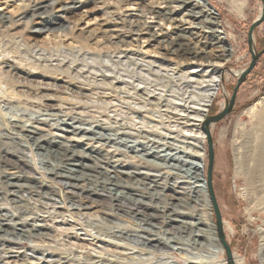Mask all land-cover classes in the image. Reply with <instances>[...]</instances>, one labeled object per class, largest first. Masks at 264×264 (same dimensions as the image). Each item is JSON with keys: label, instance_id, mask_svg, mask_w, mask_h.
Instances as JSON below:
<instances>
[{"label": "rangeland", "instance_id": "374dc122", "mask_svg": "<svg viewBox=\"0 0 264 264\" xmlns=\"http://www.w3.org/2000/svg\"><path fill=\"white\" fill-rule=\"evenodd\" d=\"M23 1L27 0H0V16L8 17V24H0V61L7 57L9 63H12L17 68L12 74H8V71L0 64V165L2 172L18 171L13 169V163L18 161L19 165H23L25 161L21 162L17 159H24L28 152L22 147L25 141L20 140L16 135H9L7 132L5 120L8 117H12L35 122L36 124H33V126L43 130L42 134L49 132L68 140L70 139V141L65 143L70 146L71 150H83L86 153H90L89 159H76L82 164L91 165L92 163H98L97 165L104 167L105 164L101 163L100 160L101 154L105 153L107 154L106 159L110 158L108 159L110 161L112 159L121 160L116 170L124 171L125 174L141 172L158 176V174L164 173L165 175H163L168 177L166 178V186L168 187L175 186V182L182 180L192 182L182 166V161L183 159L185 160V154L183 153L186 151L191 152L192 148L186 144L184 145L182 141L192 143L193 141L184 139L183 136L190 133L194 134L195 130L189 132L191 129L184 127L180 123L183 120H180V116H174V113L177 112L173 106L166 112L163 111L165 107H161L159 110L152 109L153 107H149L146 102L134 96L132 90H130L131 87L125 84L113 81L114 90H103L106 89L107 85L102 88L101 84H105V82L108 84L109 81L104 82L97 72L103 66L101 69L103 73L113 78V74L104 72L107 65L105 62L108 60L106 56L119 51L128 52L137 59L141 57L153 59L158 63L168 64L169 67L182 63V59L168 56L169 61L161 62V59L157 56L156 46L153 43H147L146 39L135 38L126 34L119 25V20L110 21L104 14L106 9L111 8L115 12L126 10V7H123L124 4L117 3L118 0H76V5L65 12L61 11L60 8L68 0H63L64 3L59 2L49 7L50 10L47 16L42 15L39 19H30V21H27V18L33 13L32 7L26 8L24 5L27 2ZM206 2L216 13L221 26L220 29L223 32L224 44L229 46L231 52L233 48V53L226 58L227 61L224 65L223 72L226 75L222 80L216 97L206 112V117H212L224 109L237 84L238 77H234L229 71L243 72L250 63L251 55L247 44V34L250 25L260 15L262 4L260 0H206ZM42 3L47 5L50 2L42 0ZM135 8V6H131L127 10L135 12ZM57 17H60V19H55ZM179 17L181 18L183 15L180 14ZM43 19L44 22L56 24L50 25L49 29H39V23ZM146 22L150 23L152 19L149 17ZM159 25L164 32L171 31L173 28L168 23L159 22ZM160 26H156L155 30ZM122 34L129 36V39L122 38L123 42H125L124 44H120L114 38ZM128 42L129 45H127ZM253 47L256 53L264 49V21L253 32ZM57 56L60 59L66 57V61H73V68L81 69L80 71L83 72L81 73L82 77L87 78L75 76L71 79V76L41 69L44 68L42 64L45 63V60H54ZM35 64H40V66ZM117 75H119L117 77L122 76L121 78L126 77L122 71ZM87 82H90L91 86ZM149 82L152 88H159V86H156L154 77H150V79L145 81V83ZM16 85L22 87H16ZM123 86L129 89L124 91L122 89ZM70 87H75L79 90L73 93L74 90L70 92ZM38 88L50 89L55 96L51 100L34 101V94L40 92ZM128 91L131 93H128ZM168 93L170 94V92H165L166 95ZM10 96L13 97L12 100ZM150 100L153 103L155 102L154 98ZM262 101H264V53L258 58L254 68L238 88L230 113L222 120L210 125L214 147L213 190L221 214L225 240L231 249L232 256L238 260V264H264V259L262 262L259 254L262 244L260 229L264 227V201L260 199L261 196H264V162L261 165L255 163L258 155L264 157V114L257 116V113L264 110ZM257 102L262 103L256 107V116L244 114L247 108ZM59 105L61 107L60 110H62L60 118L43 116V114L50 113L48 109ZM138 110L143 111L139 112L141 118L132 119L134 112ZM78 113L85 115L83 122L78 121L81 125L77 122L72 123L71 120V118H76L77 115L75 114ZM117 113L119 114L118 117L115 115ZM142 117L145 125L150 128H147L145 133L138 134L137 128L132 124L131 127L130 123L143 120ZM120 118L122 120H119ZM61 120H64L65 124ZM94 120H102L103 124L105 123L103 126L108 128V131H105L106 133L113 134L114 130L115 133L123 132L122 134L125 135L123 145H107L104 143V151L98 155L97 152L93 151L92 153L86 148L90 144L89 140H86L87 137L77 134L76 131L64 133V129L63 131L60 130L64 127L63 125L69 127L68 124L73 125L72 127L78 125L87 127ZM68 129L71 131V128ZM91 143L93 145L100 144L96 140L91 141ZM204 147L203 171L205 176L206 141L204 142ZM235 147L236 150H234ZM54 149L55 146L51 145L50 151H54ZM153 151H159L161 156L148 154ZM112 152L118 155L113 157ZM165 154L168 156L166 158L165 156L162 157ZM31 155L35 164L31 163L29 167L24 165L22 172L26 173L22 175L26 176V174L31 173L34 178L40 180V170L36 169L38 158L35 154ZM159 169L161 170L158 171ZM110 170L111 176L126 179L125 175L114 172L112 169ZM2 172L0 173V192L3 193L6 179ZM100 180L93 179L92 182ZM163 182L161 179L160 183L163 184ZM25 183L35 184L36 181L29 179V177H21L19 184L24 185ZM123 183L124 185L127 183V187L131 189L143 192L144 186L141 181L126 179ZM55 184L64 194V186L59 183ZM145 184L150 185L153 183L146 181ZM190 185L191 183H188L186 187H192ZM42 189L48 193L54 191L50 181H47ZM149 189L152 198L161 195V199L167 203L168 190L160 192V188H152L151 186ZM117 190L120 191V189ZM196 190L198 196L191 192L190 199L185 201V207L178 206L177 200L168 201L170 205H167V209L171 207V204L178 211L184 208L182 224L173 223L175 231H170L161 228L159 224L153 222H151L153 224L150 227L138 228L137 225L140 221L125 215L126 208H119L118 215H108L110 206L108 201L102 196L91 195L90 199L86 198L80 205L82 208L87 206L89 209H82L75 202L65 199L62 196L63 194L61 196L64 199L56 196L52 199L53 201L45 202L44 200L37 201L36 198L30 199L25 190L22 189V192L17 195L21 196L26 205L23 203L24 205L17 206V211L27 213L28 215H24V218L29 215L32 217L30 213L40 216L34 222V224L41 225L35 227V233H42L44 240L41 238L34 239L29 233H26V229L31 228L29 225L27 228L18 225L13 230V233L16 234L13 240L19 245V249L15 250L18 254H7L5 256L8 258L6 259L1 257L0 264H65L69 260L78 264H91L92 261L99 263L103 261L102 264H161L162 262L164 264L165 252L172 256L174 255L172 264H189L187 259L199 257L209 259V261L212 260L213 262L211 261V263L213 264H226V256L222 249L215 251V249L206 247L198 250L197 247L193 246L187 232H185L186 230L183 228V224H194L197 221L202 222L204 220L205 224H207L208 213H210L212 223L214 222V215L209 202L210 211L206 210L202 203L196 205L198 203L196 200L203 201L200 199V196H202L201 191L199 189ZM125 196V207H130L133 203L135 205L138 204L135 201L138 197L132 200L127 195ZM6 198L17 199L14 196ZM145 201H147V198L143 199L140 205H143ZM1 202H3L2 199L0 200ZM43 203L46 211L44 214L40 210L41 206L44 207ZM156 203V201L153 202L152 207L155 208ZM5 206L9 207L7 202H5ZM146 210L148 213L153 212L150 208H146ZM58 211H61L60 216L57 213ZM160 220V218H157V223ZM13 221L18 220L13 218ZM30 223L32 224L33 222ZM116 227L124 228L125 232L129 228L138 229L142 231V233H139L140 236H143L145 232H153L152 234L158 236V240L155 241L153 236L154 240L151 241L152 243H147L146 241H143V243L150 245L155 242L164 243L166 239V241L171 242L169 245L170 249L165 252L155 251L151 248L143 247L134 238L119 239L114 236ZM178 228L181 231L184 230L182 234L177 233ZM30 232L31 234L34 233V231ZM20 235H25V237ZM98 235L100 239H98ZM159 245L161 247V244ZM5 248L7 247L0 246V256L3 255L2 251ZM22 253H25L26 257H21L20 254Z\"/></svg>", "mask_w": 264, "mask_h": 264}, {"label": "bare ground", "instance_id": "6f19581e", "mask_svg": "<svg viewBox=\"0 0 264 264\" xmlns=\"http://www.w3.org/2000/svg\"><path fill=\"white\" fill-rule=\"evenodd\" d=\"M47 1L50 2L47 5H44V3H42V0L23 1V2H27L26 5H24L26 8L32 7L31 10L33 13L30 14L29 18H27V21H30V19H35V18L39 19L42 15L47 16V13L50 10L49 7H52L53 5L59 2L64 3L63 0H47ZM117 3L124 4L123 7H126V10L124 9L123 11L115 12L111 8L106 9L104 14L107 16V18L110 19V21L119 20L120 21L119 25L123 28L126 34H129V36H133L135 38L141 37L142 39H146L147 43H153L156 46V50L158 53L157 56L159 57V59H161V62L169 61L168 56H173L174 58L182 59V63H177L173 65V67H169L168 64L166 65L163 63H158L153 59H145L144 57L137 59L136 57L131 56V54H129L128 52L119 51L114 54H108L106 56L108 60L105 62L107 64L105 68L106 71L104 72L106 73L109 72L113 74V78H110V76L103 73V71L101 70L103 66L100 65L101 67L97 71L100 75L99 74L98 75L102 77V80H104V82L109 81L108 84H106V82L105 84H101L102 88L107 85L106 89L103 90H114L113 81L114 82L116 81V83L125 84L126 86L131 87L130 90H132L133 92L132 94H134V96L138 97L143 102H146V105H149V107H153L152 109L159 110L161 107H165V110H163L164 112L171 109V106H173L176 109L175 111L177 113H174V116L181 117L180 120L183 121H181L180 123L183 124L184 127L190 128L191 130H189V132L195 130L194 134L190 133L183 136L184 139H189L193 141L192 143L182 141L184 145L186 144L192 148L191 152L186 151L183 153L185 154L184 157L185 160L183 159L182 161V166L184 167L187 176L190 177V179L189 178L188 179L192 180V182H187L182 180L180 182H175V186L173 185L171 187H168L166 186V181H167L166 178L168 177L167 176L165 177L164 173H163L164 175L158 174V176L143 174L141 172L139 173L131 172L129 174H125L124 171L116 170V168L120 165L119 163L121 162V160L112 159L110 161L108 160L110 158L106 159L107 154L105 153L103 155L101 154V160H100L101 163L105 164L104 167L97 165L98 163L97 164L92 163L91 165L82 164L80 161L76 159L77 158L89 159L90 153L88 152L86 153L83 150L81 151L71 150L70 146L67 145V143H65L70 141V139L68 140L67 138L54 135L53 133H49V132L42 134V132L44 131L33 126V124L36 123L32 122L31 120L8 117V119L5 120L8 134L12 136L16 135V137H18L20 140L25 141L22 147L26 149V151L28 152L25 155L24 159L22 160L17 159L21 162L25 161L23 165H19L18 161L17 162L15 161L13 163L14 166L13 169L18 171L2 172L0 165V173L2 172L3 176L6 179L5 191L3 193L0 192V196H3L0 198V200L2 199L3 201L0 203V246L7 247L3 249L2 251L3 255L0 256V261L2 260L1 257L5 259L8 258L5 256L7 254H13V253L18 254V252H16L15 250L19 249L18 248L19 245L17 242H14L15 240H13V238L15 239L14 236L16 235L13 233V230H15V228H17L18 225H21L23 228H27V226L29 225L31 228L26 229L25 232L29 233L34 239L41 238L44 240V235L42 233H35V227H39L41 225L34 224V222H36L38 220V217L40 216L35 213H30L32 217L29 215L30 217L26 216L24 218V215H28V214L25 212L22 213L21 211H17V206H20L23 203L25 204L21 196L17 195L22 192V189L25 190V193L27 194V196L30 197V199L36 198L37 201L44 200L46 202V201H53L52 199L56 196L59 198L64 196L65 199L71 202H75L77 206L81 208L82 206L80 205V203H83L86 198L90 199L91 195L102 196L106 201H108L110 206L109 208L110 212L108 215L111 214L118 215L117 212L119 208H126L125 215H127L131 219L140 221V223L137 225L138 228H143L145 226L150 227L152 226L153 223H155V224H159L161 228H165L166 230H170V231H175V227L172 224L173 223L182 224L183 222L182 218L184 216V210H183L184 208H182L181 211H178L175 210L174 208L175 206L171 204V207L167 209L168 207L167 205H170L168 201L177 200L178 206L185 207L184 206L185 201L187 199H190V193L193 192L197 195L196 189H199L201 191L202 196H200V199L203 201L196 200L198 203L195 204L198 205L202 203V206L206 207V210L210 211L206 183H205V176L203 171V162L205 156L204 142L206 139L203 129L205 127L207 120L206 112L208 110V107L216 97V94L218 93L222 80L226 75L225 72H223L224 71L223 69L225 68L224 65L227 61L226 58L233 53V48L231 52L229 46L224 44L223 32L220 29L221 26L216 17V13L212 10L211 7H209L206 0H118ZM75 5H76V0H68L67 2H65V5L60 8V10L65 12L69 9H72V7ZM131 6L136 7L134 10L135 12H131L132 10L131 11L127 10ZM180 14H182L183 17L180 18L179 17ZM149 17L150 19H152V22L150 23L146 22V19ZM55 19H60V17H57ZM159 22L168 23L169 25H172L173 26L172 30L164 32L163 28L159 25ZM0 24H8V17L6 18L4 16H0ZM55 24L56 23L50 24L48 22H44L43 19V21L39 23V29H46V28L49 29L51 27L50 25H55ZM156 26H160V27L157 30H155ZM64 29L66 28L64 27ZM126 34H122L114 38L120 44H124L125 42H123L122 38L129 39V36ZM127 45H129V42L127 43ZM66 59H67L66 57H62L60 59L59 56H57L54 58V60L52 59L45 60V63L42 64L44 68L41 67L40 68L46 69L49 72L55 71L60 74L71 76V79H73L75 76L79 78H87V77H82L81 73L83 72L80 71L81 69L77 70L73 68V64H74L73 61H68V60L66 61ZM8 60L9 59L5 57L0 61V64L8 71V74H12L14 71L17 70V68L12 63H9ZM35 65L40 66V64H35ZM33 70L35 71V69ZM121 71L125 73L126 75L125 78L124 77L121 78L122 76L117 77L119 76L117 74ZM229 73H231L234 77H239L242 72L229 71ZM150 77H154L156 86H159V88H152L150 86V82L145 83V81L150 79ZM87 83L91 86L90 82ZM126 86L122 87L124 91H127L129 89ZM16 87H22V86L16 85ZM38 89L40 90V92H36L34 94L33 96L35 97L34 101H41L43 99L51 100L52 97L55 96L50 89L47 88H38ZM72 90H74L73 93H75L76 90L79 89L75 87H70V92ZM165 92H170V94L168 93V95H166ZM128 93L131 92L128 91ZM151 98H154L155 100L154 103L150 100ZM10 99L12 100L13 97L10 96ZM262 102L264 103V101ZM262 102H257L253 106L247 108L244 111V114L246 115L253 114L256 116L257 113L256 107H258ZM162 103L164 104L162 105ZM60 109H61L60 105L48 109L50 113L43 114V116L60 118L62 113V110ZM139 112H143V111L140 110L135 111L134 115L131 118L135 120L138 117H140L141 114ZM82 114L83 113L75 114L77 115V117L71 118L72 123L74 122L78 123V121L83 122L84 120L83 117H85V115L83 116ZM260 114H264V110L260 111V113H257V116ZM115 115H117L118 117L119 114L117 113ZM119 120H122V118H120ZM62 122L63 124H65L64 120ZM132 122L133 123H130V125L132 124L134 127L137 128L138 134L145 133L147 128L148 129L150 128L149 126L145 125L144 118L143 120L141 119ZM78 124L81 125V123ZM68 125L69 127L63 125L64 127H62V129L60 130L63 131L64 129L63 131L64 133H73L76 131L77 134L87 137L86 140H89L90 144L87 145L86 148H88L89 151H92V153L93 151L97 152L98 155H100V153L104 151V143H106L107 145L109 144L123 145V143L125 142L124 140L125 135L122 134L123 132L115 133L114 130L115 134L106 133L105 131L108 128L103 126L105 125V123L103 124L102 120H94L92 124L90 125L88 124V126L86 125L87 127L79 126V125L72 127L73 125L71 124ZM68 128H71V131H69L70 129ZM210 128L211 126H209V129ZM149 131L151 132V130ZM95 140L100 144L93 145L91 141H95ZM51 145L55 146L54 151H50ZM234 150H236V147ZM108 153L110 152L108 151ZM31 154H35L38 158L36 169L40 170V172L38 171L40 175V180L34 178L33 174L31 173L26 174V176L22 175L23 173H26V172H22L24 170V165H27V167H29L30 166L29 164L31 163L35 164ZM148 154H158L159 156H161L159 154V151L149 152ZM116 155L118 154L112 152L113 157ZM164 156L166 158L168 155L167 154L162 155V157ZM263 162H264V157L258 155L256 157L255 163L261 165ZM0 163H1V159H0ZM106 164H107V169H106ZM156 164L158 163L156 162ZM236 164L238 165L237 162ZM110 169H112V171L114 172L125 175L127 180H135V181L143 182V186H144L143 192L141 191L139 192L137 189H131L127 187V183L124 185L123 182L126 181V179H122L118 176H111ZM160 170L161 169H159L158 171ZM21 177L24 178L29 177V179L35 180L36 183L35 184L25 183L24 185H21L19 184ZM91 178L101 179V180L92 182L93 179L90 180ZM161 179L164 181L163 184L160 183ZM47 181H50L52 183L54 190L53 192L48 193L42 189V187L46 185ZM146 181H150V183L153 184L150 185L145 184ZM54 182L64 186L65 189V192L63 191L64 194L59 188L56 187V184ZM188 183H191L192 187L189 188L186 187L188 186ZM150 186L152 188L154 187L160 188V192H164L168 190L167 203L161 199L160 197L161 195L152 198V195L150 196V189H149ZM115 188L120 189V191H118ZM61 194L63 195L61 196ZM125 195H127L132 200L138 197L137 199H135V201L138 204L135 205L133 203L132 206L125 207V202H126ZM9 196H14L17 199L6 198ZM146 198L147 201H145L143 205H140L143 202V199ZM260 199H263L264 201V196H261ZM155 201L157 203L155 204L156 207L154 208L152 207L153 206L152 203ZM5 202L8 203L10 208L9 207L7 208L5 206ZM146 208L152 209L153 212L148 213ZM82 209H89V208L85 206ZM40 210H42V213L44 214V212H46L45 206L44 207L41 206ZM60 212L59 211L57 212L59 216L61 215ZM201 215L203 214L201 213ZM13 218H17L18 221H13ZM157 218H160L163 222L160 220L157 223L156 221ZM207 221H208L207 224H205L204 220L202 222L197 221L194 224L186 223L183 224L184 225L183 228L186 230L185 232H187L188 237L192 241L193 246L197 247L198 250H202L205 249L206 247H209L215 249V251L218 250L220 251L222 247L220 245L216 233V227L214 230L215 225L212 223V218L210 216V213H208ZM30 222L33 223L31 224ZM30 231H34V233L31 234ZM183 231L179 230L178 228L177 233L182 234ZM139 233H142V231L138 229L133 230L129 228L127 232H125L124 228L116 227V230L114 231V236L124 240L129 238H134L135 241L140 242L141 243L140 245H142L143 247H147L149 249L151 248L155 251L160 250L165 252L170 249L169 245L171 242L166 241V239L164 240V243L155 242L156 244L154 243L152 245L143 243V241H146L147 243L148 242L152 243L151 241L154 240L153 236L155 237V241L158 240V236L152 234L153 232L151 233L145 232L143 236L142 235L140 236ZM260 233L262 235L261 236L262 244L259 249V254H260V259H262L263 262L264 227L260 229ZM20 236L25 237V235L23 236L20 235ZM98 239H100V237ZM159 244H161V247ZM20 256L26 257V254L22 253L20 254ZM164 256H166L164 258L165 260L164 264L173 263L172 259H174L173 257L174 255L172 256L169 253L165 252ZM211 261L212 260L209 261V259H205L202 257L187 259V262L189 264H213L211 263ZM232 262L233 264H238V260L233 256H232ZM102 263L103 261L102 262L100 261V263L94 261L91 262V264H102ZM65 264H78V263L69 260L68 263Z\"/></svg>", "mask_w": 264, "mask_h": 264}, {"label": "water", "instance_id": "95a60500", "mask_svg": "<svg viewBox=\"0 0 264 264\" xmlns=\"http://www.w3.org/2000/svg\"><path fill=\"white\" fill-rule=\"evenodd\" d=\"M260 1L262 4V11H261L260 15L257 17V19H255V21H253V23L250 25L249 30H248V34H247V44H248L249 52L251 55L250 63L248 65L247 69H245L241 73V75L238 77L237 84H236V86L232 92L231 98L225 104L224 109L215 116L207 117L206 124H205V127L203 129L205 136H206L205 141H206V145H207V149H206V174H205L207 196H208V200H209V203L211 205L212 212L214 215V222L213 223L216 227V233H217L220 245H221V247L225 253L227 264H233L232 252H231V249H230L229 245L227 244L225 237H224L221 214H220V210H219L216 198H215L213 185H212V174H213V168H214V147H213V141H212L209 126L211 124H214V123L222 120L227 114L230 113V111L232 110V107L234 105V101L236 98V93H237L238 88L244 82L246 76L252 71V69L254 68V66L258 60V58L264 53V49L262 51H260L259 53H256V51L253 47V32H254L255 28H257L259 25H261L264 21V0H260Z\"/></svg>", "mask_w": 264, "mask_h": 264}]
</instances>
